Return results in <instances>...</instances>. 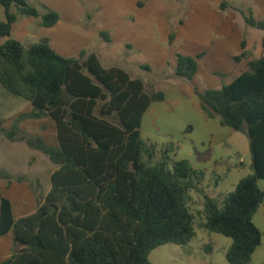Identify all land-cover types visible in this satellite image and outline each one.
Masks as SVG:
<instances>
[{"label": "trees", "instance_id": "obj_1", "mask_svg": "<svg viewBox=\"0 0 264 264\" xmlns=\"http://www.w3.org/2000/svg\"><path fill=\"white\" fill-rule=\"evenodd\" d=\"M29 1L0 0L6 13L0 38L8 39L0 45V86L32 107L11 131L0 130L9 141H24L48 156L57 170L51 190L32 214L18 218L0 189V237L13 234L21 248L1 264H152L149 257L157 248L187 245L197 235L189 194L205 173L187 160L171 167L165 153L164 161L153 163L159 150L141 132L146 112L152 103L163 102L165 93H147L142 81L123 69L104 68L94 53L65 58L49 44L26 48L12 39L14 6L27 17H40ZM219 9L239 12L248 27L264 32V19L257 20L251 10L227 0ZM59 22L55 11L42 18L46 28ZM101 35L110 41L107 33ZM241 46L236 63L248 57L246 38ZM176 61V75L193 80L197 59L178 53ZM196 95L208 118H220L223 127L249 139L252 174L222 204L205 196L204 228L232 239L229 264H251L263 242L254 218L264 204L259 186L264 180V56L250 61L231 83ZM44 118L53 123L55 144L41 136L17 138L20 121Z\"/></svg>", "mask_w": 264, "mask_h": 264}, {"label": "rangeland", "instance_id": "obj_2", "mask_svg": "<svg viewBox=\"0 0 264 264\" xmlns=\"http://www.w3.org/2000/svg\"><path fill=\"white\" fill-rule=\"evenodd\" d=\"M227 1L239 10H251L257 20L264 19V0ZM29 4L39 11L40 17H27L14 6L12 12L17 21L12 39L26 48L37 43L49 44L65 58L79 59L83 51L94 53L104 68L123 69L132 79L142 81L147 93L166 94V103L155 102L152 106L142 132L143 139L158 146L153 163L164 161V153L172 160L171 167L175 162L188 160L207 169L211 161H217L228 171L221 175L218 186V191L226 196L235 190L232 184L239 170L252 174L248 137L227 128L224 131L231 135L219 141L217 122L204 114L195 95L219 89L233 78L222 72L223 78L216 76V69L211 71L212 78L199 72L191 81L175 73L176 54H193L202 64L211 48L224 41L241 48L243 38L247 40L248 57L240 63L232 58L230 64L234 67L247 70L250 61L263 57L264 32L248 27L239 12H221L218 0H30ZM49 11L57 12L60 22L46 28L42 18ZM0 21H6L1 4ZM195 27L201 42L191 52L193 48L186 38ZM103 32L110 41L102 37ZM7 40L0 38V45ZM8 93L0 86V129L7 132L20 114L32 110L28 102L12 99ZM17 126V138L41 136L47 143L55 144V128L47 118L23 120ZM56 170L48 156L29 148L24 141H9L0 130V189L12 200L18 218L34 213L44 202ZM218 180L216 174H205L197 190L190 192L196 237L187 245L166 244L157 248L149 257L152 264H229L227 252L232 239L204 228V196L215 193L214 183ZM226 196H219L221 204ZM257 222L264 233V225ZM20 249L14 244L13 234L0 237V264Z\"/></svg>", "mask_w": 264, "mask_h": 264}, {"label": "crops", "instance_id": "obj_3", "mask_svg": "<svg viewBox=\"0 0 264 264\" xmlns=\"http://www.w3.org/2000/svg\"><path fill=\"white\" fill-rule=\"evenodd\" d=\"M220 2L221 1L218 0V5H220ZM230 13H232V12H230ZM186 40H187L188 45L191 46V48H193L191 50V52H195V50H197V48L200 46V42H201L200 38H199V33L196 31V27L192 28V30L188 34ZM226 42L227 41H224V43H219L218 45L213 46L211 48L210 54L208 55V59L205 63L199 64V62H198V73H197V75L199 74V72H201L206 76L207 79H209V78H212L211 71L212 70L214 71V69H216V72H218V73L222 72L223 74H225L229 77H232L234 80L239 75H241L244 71H246V68L234 67L230 64V60H232V58L234 56H236L238 53H240L242 46H241V48H239L236 44H233L230 41L227 44H226ZM236 51H238V52L236 53ZM185 55L192 56V57L194 56L193 54H185ZM194 57H196V56H194ZM228 63L230 64V66L228 65ZM199 66H200V69H199ZM8 94H10V93H8ZM171 95H172V93H171ZM195 95H196V93H195ZM9 96H11L12 99L17 100V97H14L13 95H9ZM167 100H168V97L165 94V100L163 102H156V103H163L164 104L167 102ZM198 101H199V99H198ZM156 103L155 102L152 103V105L150 106V108L146 112V114L143 118L141 132H143V130H144V123L147 121V116L149 115L150 110L152 109V106H154V104H156ZM199 105H200V102H199ZM209 119H211V118H209ZM211 120H215L217 122L215 125V131L218 132L219 141H223L224 139H227L231 135L230 131H224L227 129V127H223L221 125L220 118H214ZM229 129H227V130H229ZM144 140L149 142L150 144H154L149 139H144ZM191 165L193 166L194 169H196L198 171H202V172L206 171L205 174H207V175L210 173L211 174L213 173V174H216L218 176V179H219L218 182L214 183L215 193H212V194L207 193L205 196H209V197L215 198L217 200L219 199V196H222V198H224L226 196V194L218 191V186H219V183L222 179L221 175L226 174L228 172L226 169L221 167L222 164L218 163L217 161H211V163L209 164L207 169L203 168V166H201L200 164H199V166H194L193 164H191ZM251 166H252V158H251ZM238 172L239 173H237L236 181L234 184H232L233 189L236 188L237 184L239 183V181L242 178L250 175L248 173H245L244 170H239ZM259 186L261 189H264V180H261L259 182ZM192 194H190V196H192ZM205 196H204V198H205ZM203 202H204V200H203ZM258 220L260 221L261 225H264V204L260 207V209L258 210V212L254 218L255 224L262 231V228L259 227V224L257 222ZM263 240H264V233H263ZM251 264H264V241L262 242V245L254 253Z\"/></svg>", "mask_w": 264, "mask_h": 264}]
</instances>
